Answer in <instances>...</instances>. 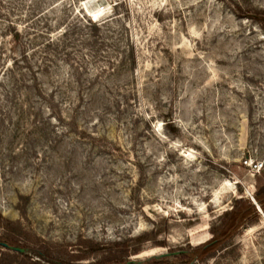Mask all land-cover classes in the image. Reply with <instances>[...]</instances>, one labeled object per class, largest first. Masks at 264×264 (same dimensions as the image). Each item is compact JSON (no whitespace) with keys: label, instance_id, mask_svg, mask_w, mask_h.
Masks as SVG:
<instances>
[{"label":"rangeland","instance_id":"rangeland-1","mask_svg":"<svg viewBox=\"0 0 264 264\" xmlns=\"http://www.w3.org/2000/svg\"><path fill=\"white\" fill-rule=\"evenodd\" d=\"M254 12L264 0H0V215L30 248L72 264L80 241L104 244L79 262L93 264L146 235L121 264L170 252L179 264L234 198H253L264 186ZM193 264H264V215Z\"/></svg>","mask_w":264,"mask_h":264},{"label":"trees","instance_id":"trees-1","mask_svg":"<svg viewBox=\"0 0 264 264\" xmlns=\"http://www.w3.org/2000/svg\"><path fill=\"white\" fill-rule=\"evenodd\" d=\"M248 15L264 30V12H254ZM18 36L19 33L15 30L14 38H18ZM253 201L243 197L234 198L231 207L222 213L219 225L210 230L211 238L208 241L175 252L178 254L179 264H193L197 260L213 256L216 251L226 248L242 230L258 224L264 215V186L256 189ZM16 230L19 228L13 222L0 215V250L6 251L5 254L0 253V264H24L25 259L30 264H39L41 259L54 264L65 263L61 254L54 256V253L48 248L44 250V253L35 244L33 248H30L29 243L23 241ZM146 241H149V238L146 235H141L131 240L115 243L113 245L114 253L93 264H121L124 258L139 254L140 245ZM131 242L135 244L130 246ZM158 246H162V244H158ZM74 247L76 250L69 253L67 260L68 263L79 264V262L88 260L92 255L102 252L105 245L82 240ZM27 251H33L34 258L28 257ZM172 254L170 252L159 259L150 258L145 264H168L163 259Z\"/></svg>","mask_w":264,"mask_h":264},{"label":"built area","instance_id":"built-area-1","mask_svg":"<svg viewBox=\"0 0 264 264\" xmlns=\"http://www.w3.org/2000/svg\"><path fill=\"white\" fill-rule=\"evenodd\" d=\"M250 199L253 201V198L250 196Z\"/></svg>","mask_w":264,"mask_h":264},{"label":"water","instance_id":"water-1","mask_svg":"<svg viewBox=\"0 0 264 264\" xmlns=\"http://www.w3.org/2000/svg\"><path fill=\"white\" fill-rule=\"evenodd\" d=\"M253 203H254V201H253ZM255 204V203H254Z\"/></svg>","mask_w":264,"mask_h":264},{"label":"bare ground","instance_id":"bare-ground-1","mask_svg":"<svg viewBox=\"0 0 264 264\" xmlns=\"http://www.w3.org/2000/svg\"><path fill=\"white\" fill-rule=\"evenodd\" d=\"M259 211V210H258ZM260 212V211H259Z\"/></svg>","mask_w":264,"mask_h":264}]
</instances>
